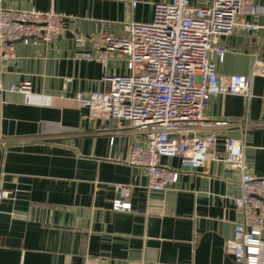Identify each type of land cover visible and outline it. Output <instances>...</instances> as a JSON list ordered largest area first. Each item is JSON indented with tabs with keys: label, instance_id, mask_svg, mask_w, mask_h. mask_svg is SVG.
<instances>
[{
	"label": "crops",
	"instance_id": "0c3cea01",
	"mask_svg": "<svg viewBox=\"0 0 264 264\" xmlns=\"http://www.w3.org/2000/svg\"><path fill=\"white\" fill-rule=\"evenodd\" d=\"M173 0H2L0 7L64 17L53 43L15 46L0 58V264H237L228 253L241 219V171L223 162L183 169L178 158L161 164L180 171L173 189L150 192L146 170L125 163L134 136L126 124L91 119L76 100L105 92L106 76L124 75L126 63L106 66L95 59L85 37L116 33L125 23H151L155 6ZM136 2L135 8L132 3ZM207 6L210 0H190ZM246 20L259 31L223 37L228 49L220 75L250 76L258 54L264 58V0ZM31 93L10 91L23 82ZM264 77L253 80L252 98L224 95L203 110L205 122L229 127L203 128L216 134L219 151L226 138L245 143L248 171L264 179ZM129 187L130 211H116L118 187Z\"/></svg>",
	"mask_w": 264,
	"mask_h": 264
},
{
	"label": "built area",
	"instance_id": "2783aa9c",
	"mask_svg": "<svg viewBox=\"0 0 264 264\" xmlns=\"http://www.w3.org/2000/svg\"><path fill=\"white\" fill-rule=\"evenodd\" d=\"M258 12L255 0H210L203 7L190 0H173L155 6L151 23L128 22L116 33L101 30L89 37L75 35L79 46L90 43L94 48V53L79 54V58L95 59L105 66L111 61L126 63V74L105 77L108 90L79 95L76 100L89 110L91 119L127 125L125 130L135 140L125 163L146 170L148 191H169L179 180L180 171L161 164L164 157L178 158L183 169L193 171L210 162L241 171V195L235 199L241 219L227 245L237 264H264V179L249 173L243 141L226 138L219 151L217 135L202 132L231 124L205 122L202 115L211 99L224 95L249 103L254 78L264 77L261 54L250 76L218 73V63L228 52L221 39L259 31V25L246 20ZM64 30L62 16L0 7V58H13L18 43L49 45ZM3 90L0 84V93ZM10 91L30 94L31 83L23 82ZM262 100L264 105V94ZM243 126L245 130L264 126V120L246 119ZM118 191L114 210L130 211V188L120 186ZM9 196L7 191L0 193L1 199Z\"/></svg>",
	"mask_w": 264,
	"mask_h": 264
}]
</instances>
